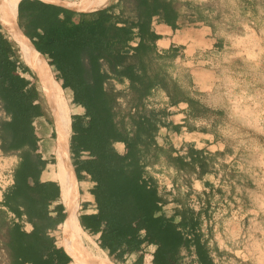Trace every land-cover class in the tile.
<instances>
[{
  "label": "trees",
  "instance_id": "1",
  "mask_svg": "<svg viewBox=\"0 0 264 264\" xmlns=\"http://www.w3.org/2000/svg\"><path fill=\"white\" fill-rule=\"evenodd\" d=\"M29 7L33 27L42 28L44 34L39 40L27 31L25 34L37 50L49 55L50 66L61 74L63 88L70 87L73 100L86 109L83 124L73 121L72 144L79 152L91 155L83 166L96 182L94 194L99 214L112 240L135 245L143 230L145 238L164 249L156 264H162L163 258L172 260L188 240L172 218L164 213L158 215L164 198L153 179L146 178V166L151 150L158 147L155 138L162 119L141 102L163 84L159 73L149 70L157 53L156 40L162 37L153 23L176 27L180 9L174 0H120L116 5L82 13L78 19L66 11L62 20L54 5L33 0ZM9 38L0 31V100L9 115V119L0 122V148L9 152L29 147L23 156L22 172L25 176L38 174L44 162L35 153L38 137L33 119L39 114L34 103L37 93L22 76L21 72L29 68ZM111 78L129 81L136 95L134 109L120 108L118 93L107 85ZM66 97L68 100L67 93ZM39 131L44 132L43 126H39ZM115 142L127 144L125 154L118 153ZM189 155L190 161L182 155L175 158L179 168L192 166L198 157L193 149ZM174 214L182 216V225H195L192 209H178ZM10 235L19 249L14 264H37L38 253L34 249L19 247L25 242L26 233L15 228Z\"/></svg>",
  "mask_w": 264,
  "mask_h": 264
},
{
  "label": "rangeland",
  "instance_id": "2",
  "mask_svg": "<svg viewBox=\"0 0 264 264\" xmlns=\"http://www.w3.org/2000/svg\"><path fill=\"white\" fill-rule=\"evenodd\" d=\"M174 1L181 11L176 26L185 40L157 45L149 70L159 73L163 84L141 104L154 109L161 119L169 116L170 104L190 108L184 129L189 139L187 154L179 153L183 149L180 142L168 137L163 146L151 150L148 171L162 188L171 185L164 191L166 199L172 206L179 204L181 210L197 211L191 202L194 196L199 197L196 179L217 184L209 192L210 200L205 199V209L212 216L225 217L224 222L220 220L221 229L226 226L230 236L236 237L234 247L228 244L229 249H220L221 264H264V0ZM201 20L207 27L204 36L208 45L200 43L201 36L195 31ZM214 41L217 44L212 46ZM53 72L61 83L59 73ZM107 85L118 93L123 111L134 109L136 95L128 80L111 78ZM68 102L75 104L69 97ZM7 119L0 100V122ZM200 135L203 146L195 147ZM190 149L195 150L197 159L192 166L179 168L175 158L186 155L185 160L190 161ZM10 153L0 148V173L10 167L3 161ZM216 222L212 226L208 222L206 229L214 228ZM8 230L0 211V249H5ZM0 264H8L1 250Z\"/></svg>",
  "mask_w": 264,
  "mask_h": 264
},
{
  "label": "crops",
  "instance_id": "3",
  "mask_svg": "<svg viewBox=\"0 0 264 264\" xmlns=\"http://www.w3.org/2000/svg\"><path fill=\"white\" fill-rule=\"evenodd\" d=\"M32 1L33 0H19L16 19L24 33L27 31L31 37L39 40L38 38L42 37L44 34L43 29L40 27L34 28L28 17V9L30 8L29 5ZM40 1L54 5L55 8L59 9L60 11L58 10L57 15L59 19L63 20L66 16V11L72 13L73 19H78L82 13L93 12L110 5H116L120 0H105L101 7L90 9L88 11L76 9L63 3L74 1L79 2L80 0ZM21 2L22 4L20 7ZM116 11L118 10L116 9ZM200 23L202 25L199 28H196L195 31L199 32V35L201 36L200 43L202 45H208L209 43L204 36L207 33V27L204 25L203 20H201ZM153 26L155 31L162 35L161 38L156 40V45L163 42L162 44H168V46H170L176 41L183 42L185 40L178 33L179 29L177 26L172 27L156 21H154ZM0 31L9 38L3 31L1 24ZM27 37L31 40L29 36ZM42 43L44 44V42ZM136 43L137 41L134 42V44ZM211 44L214 46L217 44V41H214ZM15 46L17 48V53L20 55L18 46L16 44ZM41 53L46 54L49 57L45 51ZM49 59L51 58L49 57ZM21 60L24 62L22 58ZM24 65L28 67L25 62ZM104 67L107 70L109 69L106 63H104ZM55 72L59 73V80L61 81L60 84L62 86L63 79L61 74L58 71ZM21 74L27 79L28 87L31 89L34 88L37 93L34 103L38 108L39 114L33 119V125L38 137V149L35 153L39 154L38 156L43 160L44 166L38 174L26 176L23 174V156L29 147L12 150V153L3 159L4 164L6 165L9 163L10 167H5L0 173V211L4 212L5 218L8 222L9 232L7 243H5V249L0 250L7 256L8 264H14L16 262L17 258L15 254L19 249H16L17 246L13 243L10 232L13 229L18 228L21 232H24L27 235L25 242L19 247L34 249L38 253L37 264H80L74 260L75 258L68 252V247L63 243L62 239L63 225L69 217V207L56 168L59 163V158L57 157L58 152L56 144L57 130L52 109L46 101L39 80L35 78L37 76L36 73L29 67V71H22ZM63 89L68 92L70 101L75 103L74 105H70L72 126L70 130L71 139L69 138L70 144L68 154L72 166L70 177L75 186L76 201L78 205L76 211V219L78 223L77 240L72 241V248L78 249L81 244V246L83 245L82 248L87 250L86 252H89L90 255L103 258L106 257L116 264H156L155 261L158 260L159 254L164 252V249H158V244L145 238V232L143 230L138 233L135 245L127 242L116 243L112 240L109 230L106 228L105 222L99 214V205L94 194L96 182L83 166L91 155H83L87 151L79 152L74 149L72 144V136L75 133L73 130V121L77 124H83L86 120V109L81 105L75 106L76 102L73 100L74 92L70 87ZM178 106L179 107H177L176 104H170L168 107V110H170L169 116L166 119H162L159 132L155 139L158 146H163L166 140H168V137L176 142H180V146L183 149L179 150V153L187 154L186 140L188 141L189 139L187 138L188 133L184 129H186L185 124L188 125L187 120L191 117L189 114L190 108L187 107V105L182 106L181 104H178ZM72 108H75L76 111H73ZM39 126H43L44 132L39 131ZM183 133L186 135H183ZM201 139V135L195 139V147L199 145L201 147L203 146L200 141ZM114 147L118 150V153L122 154H125L128 150V146L125 142H115ZM188 158L190 159V155H188ZM150 168V166H146V178L153 179L159 194L164 198L163 209L158 215L164 213L170 220L172 218L178 226V229L183 232L188 240L187 244L182 245L177 250L172 260L169 258H163L162 264H192L193 262L196 264H221L220 249H229L228 244H231L232 247H234V242L236 240L235 236H230L228 233L229 229H227L226 226L224 229H221L222 226L220 220L223 219L222 222H224L226 218L218 213H215V215L212 216L209 210L203 207L194 212V226L182 225V216L174 214L175 211L179 208L181 209V207H179V204L172 206L168 199H166V194L164 193V191L170 190L171 185H168L169 187L166 189L162 188L161 185H158L155 180L156 176H151V171H148ZM4 182L6 185H4ZM194 186L197 187L196 192L201 199L209 198L210 200L209 192L211 188L218 185H211L206 182V179H196ZM206 195L209 197H205ZM226 201L227 199H225V202ZM208 202L210 207H212V201ZM217 204L224 205L221 202H218ZM244 205L245 203L241 204L242 207H244ZM213 219L215 222L217 221L216 225L214 228L207 230V223L210 222V225L212 226V223L214 222ZM81 246L79 249H82ZM26 264H31V262H27Z\"/></svg>",
  "mask_w": 264,
  "mask_h": 264
},
{
  "label": "bare ground",
  "instance_id": "4",
  "mask_svg": "<svg viewBox=\"0 0 264 264\" xmlns=\"http://www.w3.org/2000/svg\"><path fill=\"white\" fill-rule=\"evenodd\" d=\"M104 1L105 0H80L79 2L74 1L63 3L76 9L88 11L90 9L101 7ZM18 2L19 0H0V24L7 36H9L18 46L21 58L24 60L25 64L36 73L46 101L52 109L57 130L56 144L58 152L57 157L59 158V163L56 168L69 207V217L63 225V243L68 247L67 250L72 257L75 258L74 260L80 264H116L106 257L103 258L90 255L89 252H86L87 250L82 248L83 245L81 246V244L80 246L82 249H79L80 246L78 249L72 248V241L77 240L78 223L76 219V211L78 205L76 201L75 186L70 177L72 166L70 156L68 155L70 144L69 138L71 137L70 130L72 126L70 114L71 107L67 100L65 90L57 81L45 55L35 48L32 41L24 34L21 27L18 25V20L16 19Z\"/></svg>",
  "mask_w": 264,
  "mask_h": 264
},
{
  "label": "built area",
  "instance_id": "5",
  "mask_svg": "<svg viewBox=\"0 0 264 264\" xmlns=\"http://www.w3.org/2000/svg\"><path fill=\"white\" fill-rule=\"evenodd\" d=\"M83 155L90 156L89 155V152H85ZM4 185H6L5 182H4ZM191 200H192L191 201L192 202V206L195 209H201L203 207H207V203H206V200L205 199H201L198 196H194ZM192 264H196V263L193 262Z\"/></svg>",
  "mask_w": 264,
  "mask_h": 264
},
{
  "label": "water",
  "instance_id": "6",
  "mask_svg": "<svg viewBox=\"0 0 264 264\" xmlns=\"http://www.w3.org/2000/svg\"><path fill=\"white\" fill-rule=\"evenodd\" d=\"M25 34V33H24ZM26 35V34H25ZM27 36V35H26ZM33 43V42H32ZM33 45H34V43H33ZM35 46V45H34ZM36 48V47H35ZM37 49V48H36ZM50 65V64H49Z\"/></svg>",
  "mask_w": 264,
  "mask_h": 264
}]
</instances>
